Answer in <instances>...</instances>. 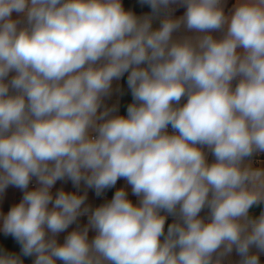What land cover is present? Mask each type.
<instances>
[{"label":"clouds","instance_id":"9594fccd","mask_svg":"<svg viewBox=\"0 0 264 264\" xmlns=\"http://www.w3.org/2000/svg\"><path fill=\"white\" fill-rule=\"evenodd\" d=\"M138 3L0 0V264H264V0Z\"/></svg>","mask_w":264,"mask_h":264},{"label":"crops","instance_id":"0c3cea01","mask_svg":"<svg viewBox=\"0 0 264 264\" xmlns=\"http://www.w3.org/2000/svg\"><path fill=\"white\" fill-rule=\"evenodd\" d=\"M126 3L135 8L136 10L138 11H144V10H147V7L146 6H140L139 3H138V0H126ZM125 87V90H126V85H124ZM119 100V104H120V111H121V114L125 113L126 111V105L128 103L131 102V96H130V93H127L125 92V95L122 96V97H113V101L112 102H115L116 100ZM119 183H123V181L119 182ZM114 191V190H113ZM19 195L18 191H10L8 193V196H9V199H14V198H17ZM112 195V192H108V198H110ZM98 202V201H97ZM0 239H4V240H10V238H7V237H2V235H0ZM17 249H18V246H16ZM25 264H31V258H25Z\"/></svg>","mask_w":264,"mask_h":264}]
</instances>
